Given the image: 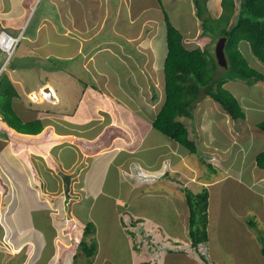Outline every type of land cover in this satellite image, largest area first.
<instances>
[{
	"label": "rangeland",
	"instance_id": "374dc122",
	"mask_svg": "<svg viewBox=\"0 0 264 264\" xmlns=\"http://www.w3.org/2000/svg\"><path fill=\"white\" fill-rule=\"evenodd\" d=\"M201 1H203L208 8L213 5L206 15L210 14L212 17L220 15L222 11L221 0ZM56 4V9L58 6L57 12L64 8L61 7L58 2H56ZM155 4L159 10H156V16H158L160 12L161 18H159V21H157L154 26L156 28L159 26V30L164 32L162 36L163 45L161 40L159 43H161L160 45L163 46L165 50L167 49V41L165 36L166 23L164 12L167 14L170 21L183 31L184 43L186 45L196 46L200 44V46H206L207 49L215 54V45L218 38H216V36L208 37L207 35H201V21L197 17V8H195L193 0H155ZM85 10L90 16L86 14V19L84 21L88 22L92 31L91 35L88 36L90 39L86 40L93 41L92 39L94 38L97 40L98 37L95 35L98 33L99 27L101 29L102 25L105 24V17L99 20V18L96 17L97 11L91 6H88ZM50 11L47 0H2L0 2V30L7 29L14 35L18 34L20 31L24 32V37H22L14 55L6 63L1 72L10 78L16 88V92L19 93L20 91V96L24 103L16 106V95L11 100V107L14 112L11 115L10 121H0V135L3 134L2 130L4 129V125H7L8 127H13L15 132H18L19 135L22 134L30 140L28 135L33 133H27V130L36 128V124L39 123L38 120L41 118L38 117L39 113L35 111L39 110L36 106L37 103L42 105L43 110L48 112L53 110L55 111L54 113L57 112L56 114H62L68 109V104L58 96L57 92H54L56 87L51 89L53 93L49 92L50 90L47 89L49 87H46V77L61 80L63 89L72 94L71 97L68 98V102L71 103L69 111L74 106L73 98L77 90L76 84H78L79 81L69 77V75L67 76L66 73H61L58 78L55 76L57 72L50 71L51 67L58 62V58L63 61L69 59L65 57L66 52H68V46H66V44H71V40L63 32V28L58 25H56V27L55 24L53 25L54 27L51 25L49 28L42 26L41 31L38 30L39 21L41 19L39 14L42 13L45 17H49L53 15ZM204 16L205 15H202V18H205ZM123 17V25H125V23L128 22L127 14H123ZM55 18L57 21V17ZM60 20L61 22H65V19L61 18ZM98 21H100V23H98ZM58 23L60 24L59 21ZM66 23L67 21L64 24L66 25ZM45 29L47 31H45ZM36 35H38V38L34 37ZM34 38L37 48H33L32 43L34 42L32 41ZM52 38L53 41L51 40ZM107 39L102 41L104 43H109L110 48V44L116 47L117 45L114 42L119 43V46L123 48L122 51H119L122 52L121 54L123 56L121 54H119V56L128 64L135 65L133 61L135 59L134 57H137V54L130 42H126L125 39L118 35L115 37H107ZM239 47L241 51L244 52L249 64L256 67L259 72L264 73L263 64L250 50L249 46L244 48V43L241 42ZM69 48H72V46H69ZM163 48L155 49V53L157 50L160 54L159 57L162 56L161 78L157 79L156 77V80L152 82L155 88L156 100H158L157 98L160 97V95H164L165 78L163 66L166 53L164 51V55H161ZM50 53L55 55L51 57L49 55ZM57 55L61 57H57ZM103 55L108 59L106 63L110 61L120 70L124 69L119 57H116L109 51H104ZM5 57V52L0 50V67L4 63ZM77 67L79 68V66ZM103 67H105V64H103ZM220 67L221 71L226 68L223 66ZM70 68L73 69V72H77L76 70L78 68L75 69L73 66ZM226 72H228V70ZM81 77L90 79L88 72L81 73ZM115 79L116 76L113 74L111 86H113L114 89L116 88ZM90 80L92 81V79ZM232 81L233 79H229L227 81L228 85L225 86L224 84L223 86L230 91L239 102L241 98H239V95H248L250 92L248 99L251 100L253 106L257 104L258 106H262L264 104L263 80L249 82L243 79H235L234 82L237 83ZM132 88L133 91H135L134 88L136 89V86ZM26 94L29 95V98ZM201 96H204L203 98L206 97L204 105L211 104V102H214V105L218 103L210 95L202 94ZM52 97L55 99L51 101ZM245 100L241 98V102ZM4 101H6V99L2 100L0 98V112L4 116H8L9 113L6 112L8 109L6 106H3L5 104ZM21 105L23 109H25V112H27L26 108L29 109L27 113L21 111ZM248 112L249 114H247V112L245 113L246 120L236 119V122L240 123V128L244 129L246 134L251 133L250 131H252L254 122L264 120V111L258 112L253 108ZM33 114L35 117H33ZM215 116L216 115H214V125L208 128L206 133L202 134V132H200L199 135H201V139L204 141L214 140V147L216 146L215 150H217V153L221 156H229L227 161L221 162L220 166L215 164L214 166L208 165L209 160L200 151V148H202L201 145L204 146L203 142L197 137L196 144L200 146V148L197 147L198 153L191 154L186 148L187 152L191 154L188 156L189 159H197V155L200 158V160L197 159V168L194 169L193 167V169L195 171L202 169L203 173H207L211 178L221 176L224 170L227 171L226 168L229 162H233L236 166L243 167L245 165V156H247V160H249L254 156L257 150L260 152L264 150L260 144V137H249V140L244 144L246 149L243 148L242 151L239 149L237 150V145L231 146L229 125L226 124L225 119L219 114L218 117ZM259 129L257 130L256 128L257 131H259ZM8 135L11 134L8 132L4 133V139H0V151H2L4 155L6 150L3 146L6 144L4 141H8ZM156 135L158 139L165 140L166 142L171 140L168 136L160 132H157ZM17 136L16 139H19ZM10 141V143H12V140ZM228 147H230L232 151H228V149H226ZM34 157L35 156H32V165L35 166L37 173H30L31 166L29 163L27 170L23 171L22 169L24 167L21 166L23 163L20 158H18L19 161H12L10 163L8 161H4V163L0 162V264H130L131 260H136L135 262L138 264V260L147 261V259L153 260L151 264H161L165 261L164 257L167 248H170L172 244L171 241L166 240L168 237H166V233L171 230L172 234L173 232H180L181 234L182 230L186 228L184 232L189 235L190 219L187 218V214L190 211V206L188 202H186L187 200L185 201L183 198L173 195L168 197L163 194L161 191L162 188L157 189L156 185L148 186L152 189L150 194L140 193L138 189L131 190L129 184H119L118 177L113 175L114 173H107L106 184L93 182L88 189L91 190L90 194H86L85 191L76 192V189L72 191L70 200L65 205V212L72 209L77 218L71 217L70 220L65 221V219H63L65 215L63 210L58 208L53 211L52 207V212L53 214L56 213L55 217L60 224V230L58 231L57 229L59 226H54L52 223L54 215L51 217V210L42 202L32 201L34 202L32 204V209L27 211V214L32 216H28L27 218L25 211L24 217L21 212L22 199L29 190H26V185H40L44 193H48L51 186H60L64 190L62 196L65 199L68 197L65 193L66 186L64 188L62 185V183L65 185L62 176L59 174L57 175L58 178H55L56 175H50L49 168L42 163L43 160L35 158L37 159L36 162ZM175 157H177V155ZM9 165L11 167V173H7L6 171V166L8 167ZM191 170L192 169H188V172ZM86 174L87 173H84V175ZM172 176H174L173 172L170 177ZM36 177L41 183L35 181ZM163 180L168 181V177H165ZM223 181V183L219 182L215 187L214 184L212 186L205 184L206 186H204L210 192L208 213L209 222L213 225L210 229L208 225L209 241L207 243H201L198 246L202 253L198 259L201 264H214L212 258L216 260L219 259L220 264H246L250 256L254 257L257 255L255 252L256 248L260 245L263 246L261 234L258 231L259 229L256 230L255 240L259 241L258 244L253 241L251 244L247 245V237H243L242 240H239L241 236L236 233L235 230H233L231 234L226 229V224L230 222H232L229 226L230 228L237 226L241 227L240 224L229 219V214L226 209H243L249 203L244 199L254 203L256 196L253 192L243 191V189L238 190L239 193L237 194L232 193L228 195L226 192L229 190H224V187L228 184L236 186V183H230L232 180L228 181L224 179ZM224 194L227 196L224 197ZM33 195L34 193H30L29 191L28 196L30 199L37 197ZM43 195L45 196L46 194ZM53 196L56 195L54 194ZM228 196L231 197L229 204ZM221 200H223V207L221 206L220 208ZM258 203L255 204L258 205ZM125 210L127 212L125 214H127L128 217L122 214ZM121 215L125 216L124 223H122L123 226H121L119 220ZM19 217H24L25 222L26 219L33 218L34 227L32 226L31 229L25 233L21 229V224L18 223V221L22 220ZM248 219H251V221L252 219L257 220L250 212L248 213ZM91 221L94 226L91 235L88 238L86 237V239L90 240V238H93L95 240L97 254L90 258L87 257L88 261L85 262L84 259H82L86 257L85 253L78 248V241L82 238V228ZM167 221L170 223L169 225L166 224ZM128 234H130L129 237ZM55 236H57V239ZM27 238H30V240L26 244L23 243ZM220 238L222 239L221 241ZM88 243L91 242L88 241ZM132 243H135L138 248H133L131 246ZM226 245H229L228 249ZM184 246L185 244L182 243L181 247ZM251 249L253 250L250 252ZM75 253L77 256L76 259L73 258ZM240 256H246V260L242 262ZM247 264L252 263L249 262Z\"/></svg>",
	"mask_w": 264,
	"mask_h": 264
},
{
	"label": "crops",
	"instance_id": "0c3cea01",
	"mask_svg": "<svg viewBox=\"0 0 264 264\" xmlns=\"http://www.w3.org/2000/svg\"><path fill=\"white\" fill-rule=\"evenodd\" d=\"M56 2L65 9L63 8L57 12L58 6L56 9ZM47 5L50 7V12L55 16L50 15L49 17H45L42 13V15L39 14L41 19L38 30L41 31L42 26L45 28L54 27L53 25L55 24V26H61L62 30H64L63 32L71 40V44H66L68 52H66L65 57L69 59L63 61L58 58V62L51 67L50 71L57 72L55 76L58 78L61 73H66L67 76L69 75V77L79 81L76 84L77 90L74 93V106L71 108L72 111H69L71 103L68 102V98L72 94L63 89L61 80L46 77V87H49L47 88L50 90L49 92L53 93L51 89L56 87L54 92H57L58 96L68 104V109L62 114H56L57 112L54 113L55 111L53 110L51 112L43 110L42 105L37 103L36 106L39 110H34L39 113L38 117L41 118L38 121L42 123L43 128L36 134L28 135L30 140L26 136L15 132L13 127L4 125L3 130H6L11 135H8L7 142L4 141L6 144H4L3 148H5L6 153L4 155L0 151V162L4 163V161H8L10 163L12 161H19L18 158H20L23 165L20 164L24 167L23 171L27 170L29 163L31 166L30 173H37L35 166L32 165V156H35L34 159L39 158L43 160L42 163L49 168L50 175H56L55 178H58L57 175H59L60 171L68 173L71 176V190L69 194L74 189H76V192L85 191L86 194H90L91 190L88 189L93 182L106 184L107 173H114L113 175L118 177L119 184L127 183L131 190L138 189L140 193L150 194L152 189L148 186L156 185L157 189L162 188L161 191L164 195L168 197L172 195L178 196L185 201L187 200V190L197 193L206 186L205 184L208 186L214 184L215 187L219 182L223 183L224 179L228 181L232 180L230 183L234 182L236 186L228 184L227 181L228 185L224 187V190L229 191L226 194H237L239 193L238 190L243 189V191L253 192L256 199L254 203L244 199L249 203L243 209H226L229 219L241 225V227L230 228L229 226L232 224L230 222L226 224V229L231 234L235 230L241 236L239 240L247 237V245L253 241L254 243H259V241L255 240V233L258 229L261 238L264 240V168L259 167L257 164L256 156L260 152L259 150L249 160L245 156V165L243 167L229 162L226 168L227 171L224 170L221 176L211 178L207 173H203L202 169L199 171L194 170L197 168V159L200 160L198 155L197 159H189L188 156L192 152L189 151L191 154L188 153L186 147L179 142L171 138L168 142L157 138L156 134L159 131L154 128L153 120L163 104L165 92L164 95H160L157 98L158 100H156L155 88L152 82L156 80V77L157 79L161 78L162 56L159 57L160 54L157 50L155 53V49L163 48L159 41H162L164 32L159 30V26L157 28L154 26L159 21V18H161L160 12L156 16L158 8L155 0H47ZM88 6L93 7L97 11L96 17L99 20L105 17V24L102 25L101 29L99 27L98 33L95 35L98 39L94 38L92 39L93 41L86 40L90 39L88 36L92 32L88 22L84 21L86 14L89 15L85 10ZM123 14H127L128 22L125 25H123ZM55 17H57V21ZM61 18L65 19V22L67 21L66 25L64 21L61 22ZM45 31L47 30L45 29ZM117 35L125 39L126 42H130L131 46H133L132 48L137 54V57L135 56L133 61L135 65L128 64L119 56L122 53L119 51L123 50L122 46H119V43L114 42L117 45L116 47L110 44L111 49L109 43L102 41L107 39V37H115ZM37 36L34 37L38 38ZM35 38L32 41L34 42L32 43L33 48H37ZM51 40L53 41V38ZM69 46H72V48H69ZM33 48L31 49L34 50ZM104 51H109L111 54L119 57L124 69L120 70L110 61L106 63L108 59L104 57ZM164 51L167 54V49L163 48L161 55H164ZM49 55L53 57L55 54L50 53ZM57 57L61 56L57 55ZM103 64H105V67H103ZM69 65L75 69L79 66L76 70L77 72H73V69ZM84 72H88L92 81L81 77V73L83 74ZM113 74L116 76L115 89L111 86ZM227 85L228 83L226 82L225 86ZM133 86H136V89L134 88L135 91H133ZM26 95L29 98V95ZM249 95L250 92L248 95H239V98L241 97L244 100L247 97L244 102H241L240 98V104L247 114L253 108L258 112L264 111V104L262 106H258V104L253 106L251 100L248 99ZM15 98L16 106L24 103L20 96V91ZM205 98H202L197 103L192 116L182 118L189 130L190 138L196 142L197 137L203 142L204 146L201 145L202 148L200 146L197 147L201 149L200 151L209 160L208 163L211 166H214V164L220 166V163L225 162V160L227 161L229 157L221 156L217 153V150H215L216 146L214 147V140L204 141L201 139V135H199L200 132L202 134L206 133L208 128L214 125V115L218 117L219 114L225 119L226 124L229 125L231 146L237 145V150L242 151L243 148L246 149L244 144L249 140V137H260V144L264 148V131L258 128V122H254L252 131H250L251 133L246 134L244 129L240 128V123L236 122V119L232 118L218 104L219 102L215 103V105L214 102L204 105ZM52 99L55 98L52 97L51 101ZM21 108L23 109L22 105ZM22 109L21 111L25 112V109H23L24 111ZM28 110L26 108L27 112ZM0 119L3 121L1 115ZM244 120H246V117ZM16 136L19 139H16ZM10 140H12V143H10ZM226 149L232 151L230 147ZM176 155L177 157H175ZM37 159H35L36 162ZM188 169L192 170L188 172ZM6 171L7 173H11L10 165L6 166ZM172 172L174 176L170 177ZM84 173L87 174L84 175ZM165 177H168V181L163 180ZM35 181L41 183L38 178ZM62 185L65 188L63 183ZM26 187V190H29L22 199L21 212L24 217V212L26 211L27 214V211L32 209V204L34 203L32 201L35 200L36 202L46 204V207L51 210V217L54 215L52 223L54 226H59L57 231L60 230V224L55 217L56 213L53 214L52 212V207L53 211L58 208L63 210L65 214L63 219L65 221L70 220L71 217L77 218L72 209L65 212V205L70 200V196L67 199L62 196L64 191L62 187L51 186L48 193H44L40 185L31 184L26 185ZM29 191L37 197L30 199L28 196ZM43 194H46L45 196L47 197ZM54 194L56 196H53ZM226 194H224V197L227 196ZM230 201L231 197L228 196V204ZM255 203H258V205ZM222 204L223 200L220 201V208L221 206L223 207ZM249 212L257 220L252 219L251 221V219H248ZM125 213H127L126 210L122 212L123 215H127ZM189 214L190 211L187 214L188 219ZM123 215L119 217L121 226H123L122 223L125 220V216ZM28 216L32 215L27 214V218ZM24 217H19L22 220L18 221V223L21 224L22 231L26 233L32 226L34 227V219L29 218L25 222ZM166 224L169 225L170 223L167 221ZM208 225L210 229L213 224L208 222ZM184 230H182L181 234L180 232H173L172 234L171 230L166 233V237L168 236L166 240L171 241L172 244L170 248H167L164 257L165 261L161 264H201L198 258H200L202 253L199 247L192 246L191 237ZM30 238L25 239L23 243L26 244ZM55 238L57 239V236ZM208 241L209 237L206 242L202 243H207ZM182 243L185 244L184 247H181ZM131 246L138 248L135 243H132ZM226 247L228 249L229 245H226ZM263 247L264 245L258 246L255 250L257 255L254 257L250 256L246 264L249 262L252 264H264ZM95 254H97V249ZM82 259L85 262L88 261L87 257ZM214 259L212 258L214 264H220L219 259ZM240 259L244 262L246 256H240ZM135 261L131 260L130 264H136ZM152 261V259H147V261L138 260L139 263H137L151 264Z\"/></svg>",
	"mask_w": 264,
	"mask_h": 264
},
{
	"label": "trees",
	"instance_id": "16d2710c",
	"mask_svg": "<svg viewBox=\"0 0 264 264\" xmlns=\"http://www.w3.org/2000/svg\"><path fill=\"white\" fill-rule=\"evenodd\" d=\"M193 2L197 8V17L201 21V35L227 37L225 53L228 66L221 71L215 54L206 46L186 45L183 31L177 28L164 12L167 41V54L163 68L165 97L153 120V126L162 134L185 146L190 152L198 153L197 144L190 138L189 130L182 117L192 116L195 106L204 97L201 95L212 96L232 118L244 119L246 116L242 105L223 85L229 79L264 81V73L249 64L239 47L241 42L244 43V48L249 46L264 66V0H221L222 12L217 17L206 15L213 5L208 8L201 0H193ZM202 15H205V18H202ZM17 93L10 78L1 73L0 98L6 99L3 106H6L8 109L6 112L9 113L8 116H4L0 112L3 120L10 121L14 112L11 100ZM38 122L37 129H28L27 133L40 132L43 126L40 121ZM257 126L264 131V120L258 122ZM2 131L0 139H4V133H7L6 130ZM256 160L258 166L264 168V150L257 154ZM208 165L211 166L210 163ZM186 196L190 206L189 236L192 246L198 247L209 237V190L205 187L197 193L187 190ZM93 226L92 222H88L82 228V238L80 237L81 240L78 243V248L84 251L88 258L96 252L95 240L86 239L91 235ZM262 241L264 245V240ZM76 257L75 253L73 258L76 259Z\"/></svg>",
	"mask_w": 264,
	"mask_h": 264
},
{
	"label": "water",
	"instance_id": "95a60500",
	"mask_svg": "<svg viewBox=\"0 0 264 264\" xmlns=\"http://www.w3.org/2000/svg\"><path fill=\"white\" fill-rule=\"evenodd\" d=\"M227 37L226 36H220L216 42L215 45V57L217 59V62L220 66L227 67L228 62L226 58L225 53V44H226ZM59 174L62 176L63 181L66 186V195L69 194V190L71 188V176L67 173H64L63 171H60Z\"/></svg>",
	"mask_w": 264,
	"mask_h": 264
},
{
	"label": "built area",
	"instance_id": "2783aa9c",
	"mask_svg": "<svg viewBox=\"0 0 264 264\" xmlns=\"http://www.w3.org/2000/svg\"><path fill=\"white\" fill-rule=\"evenodd\" d=\"M1 33H5L7 36H10L12 38L11 44L8 47H3L2 48V50L5 51L6 54H7V58L8 59H6V61H8L13 56L14 51H15V47L19 43L22 35L18 34L16 37H14V36L9 35L8 34L9 32L6 31V30H1L0 31V35H1Z\"/></svg>",
	"mask_w": 264,
	"mask_h": 264
},
{
	"label": "bare ground",
	"instance_id": "6f19581e",
	"mask_svg": "<svg viewBox=\"0 0 264 264\" xmlns=\"http://www.w3.org/2000/svg\"><path fill=\"white\" fill-rule=\"evenodd\" d=\"M11 36H14L10 33H8ZM16 37V36H14ZM12 42V38L10 36H7L5 33H1L0 35V50H2L3 47H8ZM18 44L15 47V50L17 49ZM6 59H8L7 57H5Z\"/></svg>",
	"mask_w": 264,
	"mask_h": 264
},
{
	"label": "clouds",
	"instance_id": "9594fccd",
	"mask_svg": "<svg viewBox=\"0 0 264 264\" xmlns=\"http://www.w3.org/2000/svg\"><path fill=\"white\" fill-rule=\"evenodd\" d=\"M222 6V5H221ZM2 30H6V31H8L7 29H2ZM1 31V30H0ZM9 32V31H8ZM9 33H11V32H9ZM12 35H14L13 33H11ZM18 34H21L22 35V37H23V32H18ZM18 34H16V35H14V36H17ZM22 37H21V39H22ZM21 39H20V41H21ZM20 41H19V43H20ZM18 43V44H19ZM3 52H5V51H3ZM14 53H15V51H14ZM5 54H6V52H5ZM14 55V54H13ZM6 57H7V54H6ZM12 58V57H11ZM10 58V59H11ZM9 59V60H10ZM8 60V61H9ZM8 61H6V58H5V61H4V63H3V65L0 67V74H1V72H2V70H3V68H4V66L6 65V63L8 62ZM65 173V172H64ZM59 174V173H58ZM68 174V173H67ZM70 190H71V188H70ZM70 190H69V192H70ZM68 197L70 196V194H68L67 195ZM80 241V240H79ZM79 241H78V243H79Z\"/></svg>",
	"mask_w": 264,
	"mask_h": 264
}]
</instances>
